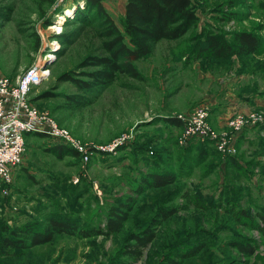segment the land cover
<instances>
[{"label":"rangeland","instance_id":"374dc122","mask_svg":"<svg viewBox=\"0 0 264 264\" xmlns=\"http://www.w3.org/2000/svg\"><path fill=\"white\" fill-rule=\"evenodd\" d=\"M125 1L101 0L117 25ZM196 14L184 36L160 40L133 62L139 78L118 73L110 86L83 93L61 76L88 80L96 67L81 62L108 55L106 25L92 4L0 0V74L16 79L38 63L46 69L30 92L38 109L87 145L129 138L115 153H98L85 163L63 143L27 134L12 182L0 181V231L6 223H44L48 217L73 220L78 228L104 227L109 210L123 204L129 217L118 233L56 234L48 243L0 258V264H128L122 255L126 237L168 209L177 211L155 228V239L131 264H264V234L254 227L257 214L264 213V120L234 136L227 126L236 113L264 119V0H202ZM240 31L259 37L258 54H199L207 35L231 42ZM80 95L81 103H68V96ZM199 105L207 109L212 132L230 139L231 153L219 151L214 140L178 143L180 125L168 118L180 122L177 115ZM61 145L65 150L57 151ZM149 173L175 180L137 192ZM239 211L251 217L238 220Z\"/></svg>","mask_w":264,"mask_h":264},{"label":"trees","instance_id":"16d2710c","mask_svg":"<svg viewBox=\"0 0 264 264\" xmlns=\"http://www.w3.org/2000/svg\"><path fill=\"white\" fill-rule=\"evenodd\" d=\"M88 1L103 19L106 25V31L103 34L109 40L104 43L107 56L90 55L81 62V67H96V70L87 73L88 80L76 79L67 73L61 76V79L71 81L83 93H90L95 88L103 89L110 86L118 73L139 78L133 62L148 56L152 46L160 40H176L184 36L196 24L197 6L202 2V0H126L124 14L120 19V25H117L103 8L101 0ZM231 42H228L221 34L207 35L199 54L206 57L224 58L234 55L258 54L261 50L259 37L250 32L233 33ZM80 97L81 95L68 96L67 99H70L68 103L79 104L81 103ZM168 121L174 125H180L176 118H168ZM62 146L56 150L64 151ZM70 154L77 156L74 150ZM174 180V175L167 173H149L142 177V183L136 190L141 193L144 189L164 187ZM176 211V209L158 211L157 217H154L144 230L126 237L122 248V255L127 258L126 263L131 264L141 259L144 250L156 237L155 228L174 215ZM128 213L129 208L126 204L111 208L104 227L97 228H78L73 220L61 217H48L44 223L35 222L14 226L6 223L0 231V258L15 257L26 249L48 243L56 234L66 233L87 238L94 235L118 233L128 220ZM234 214L238 220L245 216L251 217L245 211ZM257 216L260 221L255 223L254 227L264 234V213H259ZM199 250L198 248L187 251L181 254V259L195 256Z\"/></svg>","mask_w":264,"mask_h":264},{"label":"built area","instance_id":"2783aa9c","mask_svg":"<svg viewBox=\"0 0 264 264\" xmlns=\"http://www.w3.org/2000/svg\"><path fill=\"white\" fill-rule=\"evenodd\" d=\"M45 72L46 69L37 63L26 68L16 79L0 74V181L5 184L12 182L15 169L22 163L25 137L29 133L44 134L56 142L63 143L74 150L85 163L98 153H115L129 141V138L123 135L107 144H84L67 128L57 124L47 112L38 109L31 101L30 92ZM207 116V109L203 105L193 108L190 114L177 115L180 119L178 143L186 144L193 139L214 140L219 151L231 153L233 147L230 139L226 135L213 133ZM263 120L255 114L246 117L236 113L227 126L234 136Z\"/></svg>","mask_w":264,"mask_h":264},{"label":"bare ground","instance_id":"6f19581e","mask_svg":"<svg viewBox=\"0 0 264 264\" xmlns=\"http://www.w3.org/2000/svg\"><path fill=\"white\" fill-rule=\"evenodd\" d=\"M49 28H51V29H52V28H54V29H55V28H56V26H50Z\"/></svg>","mask_w":264,"mask_h":264}]
</instances>
